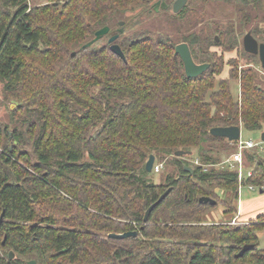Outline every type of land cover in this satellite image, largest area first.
Returning a JSON list of instances; mask_svg holds the SVG:
<instances>
[{"label": "trees", "instance_id": "16d2710c", "mask_svg": "<svg viewBox=\"0 0 264 264\" xmlns=\"http://www.w3.org/2000/svg\"><path fill=\"white\" fill-rule=\"evenodd\" d=\"M147 2L50 0L32 7L29 0H0L2 92L23 102L0 126V264H264L257 236L264 212L237 226L204 223L218 205L217 191L237 199L240 185L264 188V155L245 153L252 174L241 183L235 171L204 173L186 156L175 157L198 149L201 164L216 165L220 148L236 146L213 137L211 128L264 130L256 75L229 62V77L218 79L225 63L209 56L210 69L190 79L175 45L150 36L117 40L126 62L106 37L99 48L100 41L81 50L98 30L119 26ZM235 45L226 41L227 50ZM151 155L170 158L177 171L164 185L146 170ZM203 197L217 205L200 203ZM245 245L253 248L237 257Z\"/></svg>", "mask_w": 264, "mask_h": 264}, {"label": "rangeland", "instance_id": "374dc122", "mask_svg": "<svg viewBox=\"0 0 264 264\" xmlns=\"http://www.w3.org/2000/svg\"><path fill=\"white\" fill-rule=\"evenodd\" d=\"M32 7H40L49 3L50 0H29ZM145 4L134 11H128L124 17V26L112 24L111 35L117 33L121 28L123 33L120 37L136 38L139 36H150L153 38H162L169 40L174 45L184 42V39L189 35H194L201 40L195 49L197 62L207 59V57L215 56L216 60H221L225 63L224 70L218 79H226L229 76V62H234L233 65L238 67V70H251L256 77L261 87L264 89V70L258 58L249 56L242 47V39L252 29L254 37L261 43H264V0H189L183 17L176 18L172 12H166L158 16H148L144 14ZM225 32L226 34H223ZM105 38V37H104ZM233 38L236 45L227 50L226 41ZM120 39V38H119ZM219 40V42H217ZM99 42V41H98ZM221 44L216 47L214 44ZM106 40L100 41L95 48L104 45ZM202 44V45H201ZM201 46V47H200ZM2 84L0 83V126L11 123L10 112L16 110L23 105V102L16 99L6 98L2 92ZM230 88L235 101H239L241 92L238 80L230 81ZM20 102L17 106L13 102ZM13 107V108H12ZM20 114V112L18 113ZM241 137L243 140L261 139V132H247L242 129ZM17 144L13 142L12 145ZM205 149L208 145L204 146ZM28 152V149H24ZM197 150L186 158L191 162L198 158ZM199 152V151H198ZM225 151L222 148L217 152L215 158L218 164L211 169L215 170H230L224 163L235 152ZM30 153V152H29ZM216 153V152H215ZM170 158L161 160L156 159L155 163L162 165L159 173H150L152 180L156 184H165V179L169 174L176 173L175 168L169 163ZM217 166V167H216ZM250 168L245 165V172ZM248 176H245V179ZM244 179V180H245ZM264 188L254 187L250 189L245 185L241 187V193L238 191L241 200V210L239 219L236 218L239 200L233 199V194L230 191H217L218 205L211 209L204 218V223L207 225H219L223 227L237 226L248 223L255 219L259 214L264 212ZM224 202L231 203L230 208H226ZM236 208V209H235ZM233 209L234 212H231ZM231 212V213H230ZM259 239V248L264 250V230L257 233Z\"/></svg>", "mask_w": 264, "mask_h": 264}, {"label": "water", "instance_id": "95a60500", "mask_svg": "<svg viewBox=\"0 0 264 264\" xmlns=\"http://www.w3.org/2000/svg\"><path fill=\"white\" fill-rule=\"evenodd\" d=\"M188 0H177L174 4V12L178 13L181 9H183L186 4H187ZM159 2L155 4V11H159ZM163 7H165V4H163ZM124 22H120L119 26L123 27L124 26ZM111 32V28L109 26H106L100 30H98L95 33L94 38L86 43L85 45L82 46L81 50H87L90 47H92L94 44H96L98 41H100L101 39H103L104 37L110 35ZM123 33V29L121 28L117 33L111 35L109 37V44H111L110 46V50L117 56H119L123 61L126 62V57L124 52L122 51L121 47L116 43L117 40L120 38V34ZM244 46H245V50L248 53L251 54H259L260 55V63L262 66V69L264 70V44H259L258 41L252 36L251 33H248L245 37L244 40ZM180 54L184 63V67H185V74L188 78L190 79H195L198 78L199 76H201L202 74H204L209 68H210V64H202V65H198L195 63L190 48L187 44H179L176 47V51H175V55ZM73 56L75 55V53L72 54ZM15 103L17 106H19L21 103L20 102H13ZM13 108V107H12ZM242 127L241 126H228V127H213L210 129V134L213 137H218V138H223L226 139L227 141H229L230 143H234V142H238L241 139V134H242ZM13 134L10 133V138H12ZM261 140L264 142V130L261 132ZM192 152H186V151H178L175 153V157H184V156H188L190 155ZM156 162V157L154 155H151L149 160L146 163V170L148 173H152L153 172V167L154 164ZM189 172H192V168H187L186 169ZM172 188L167 189L161 196L160 198L157 200V202H155L153 205H151L149 207V209L146 211L145 213V217H144V223H147L149 220V216L152 213V211L159 205L161 204L165 198L171 193ZM261 193H263L261 191ZM200 203L203 204H209L211 206H216L217 205V201L209 198V197H203L200 199ZM3 215L2 214L1 218H0V223L3 220ZM138 235V232H128V233H124V234H115L112 233L109 235V238L111 239H125V238H129V237H136ZM253 248L252 245H245L242 250L237 254V257H242L247 251L251 250ZM15 258V254L14 252H10L9 253V259H14ZM28 264H37L36 261L31 260L28 262Z\"/></svg>", "mask_w": 264, "mask_h": 264}, {"label": "built area", "instance_id": "2783aa9c", "mask_svg": "<svg viewBox=\"0 0 264 264\" xmlns=\"http://www.w3.org/2000/svg\"><path fill=\"white\" fill-rule=\"evenodd\" d=\"M231 144H235L236 151L226 160L224 163L228 166V169H232L238 173L239 182L241 183L245 176H251L252 170H249L247 173L245 172V153L249 150L255 149L259 154L264 155V142L260 139L259 141L255 140H243L242 137L238 142H234ZM195 166H200L202 172L207 173L211 169V167H215V165H205L201 164V162L196 159L194 161ZM217 167V166H216ZM162 169V165L155 163L153 167L154 173H159ZM241 187H239V192L241 193ZM250 189H254L253 186H249ZM239 193V194H240Z\"/></svg>", "mask_w": 264, "mask_h": 264}, {"label": "flooded vegetation", "instance_id": "af4514ba", "mask_svg": "<svg viewBox=\"0 0 264 264\" xmlns=\"http://www.w3.org/2000/svg\"><path fill=\"white\" fill-rule=\"evenodd\" d=\"M177 0H148V2H147V5H148V7L147 8H145V10H144V14H147L148 16H151V15H154V16H158V15H161V14H163V13H170V12H172L173 14H174V16H176V18H181V17H183V15H184V13H185V10H186V7H187V5H188V3H189V0H188V2H187V4H186V6L183 8V9H181L178 13H175L174 12V4H175V2H176ZM246 1H250V0H246ZM160 3L159 4V11H155V4L156 3ZM163 4H165V7H163ZM248 33H251L252 34V36L254 37V34H253V31H252V29L251 30H249L248 31ZM247 33V34H248ZM223 34H226L225 32H223ZM246 34V35H247ZM246 35L243 37V39H242V47H243V49H244V51L249 55V56H252V57H256V58H258L259 59V61H260V55L259 54H257V55H255V54H251V53H248L246 50H245V46H244V40H245V37H246ZM255 38V37H254ZM199 38H197L196 36H194L193 34L192 35H189L188 36V38H186V39H184V42H181V43H178V44H176L175 46H174V50L176 51V47L179 45V44H187L188 46H189V48H190V51H191V54H192V57H193V59H194V61H195V63L196 64H198V65H202V64H208V63H204V62H202V61H198L197 62V58H196V53H195V49L197 48V46H199V45H197V43H196V41L198 40ZM256 39V38H255ZM201 40H202V42H203V39L201 38ZM257 40V39H256ZM258 41V40H257ZM217 42H219V40H217ZM258 43L259 44H264V43H261V42H259L258 41ZM202 45V44H201ZM215 46V45H214ZM201 47V46H200ZM217 47V46H216ZM179 59H180V61L182 62V65H183V68H184V72H185V67H184V63H183V60H182V57H181V55L180 54H178V55H176ZM261 64V63H260ZM261 68H262V66H261ZM210 69V68H209ZM208 69V70H209ZM207 70V71H208ZM206 71V72H207ZM203 75V74H202Z\"/></svg>", "mask_w": 264, "mask_h": 264}, {"label": "crops", "instance_id": "0c3cea01", "mask_svg": "<svg viewBox=\"0 0 264 264\" xmlns=\"http://www.w3.org/2000/svg\"><path fill=\"white\" fill-rule=\"evenodd\" d=\"M239 199H240V196H239V194H238V200H239ZM240 210H241V200H239V203H238V212H237V215H236V218H237L238 220H240V219H239Z\"/></svg>", "mask_w": 264, "mask_h": 264}]
</instances>
